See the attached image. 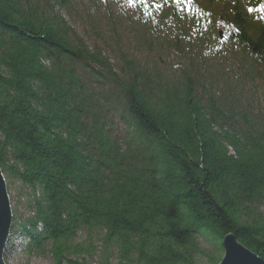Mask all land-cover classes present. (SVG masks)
Instances as JSON below:
<instances>
[{
	"label": "trees",
	"instance_id": "1",
	"mask_svg": "<svg viewBox=\"0 0 264 264\" xmlns=\"http://www.w3.org/2000/svg\"><path fill=\"white\" fill-rule=\"evenodd\" d=\"M262 3L0 0L4 257L264 260Z\"/></svg>",
	"mask_w": 264,
	"mask_h": 264
},
{
	"label": "water",
	"instance_id": "2",
	"mask_svg": "<svg viewBox=\"0 0 264 264\" xmlns=\"http://www.w3.org/2000/svg\"><path fill=\"white\" fill-rule=\"evenodd\" d=\"M12 225V207L6 180L0 168V264H6L4 256L11 237ZM222 248L224 255L219 264H264V260L240 244L234 234L225 236Z\"/></svg>",
	"mask_w": 264,
	"mask_h": 264
},
{
	"label": "rangeland",
	"instance_id": "3",
	"mask_svg": "<svg viewBox=\"0 0 264 264\" xmlns=\"http://www.w3.org/2000/svg\"><path fill=\"white\" fill-rule=\"evenodd\" d=\"M178 3L181 0H176ZM183 4V2H182ZM193 12V11H191ZM198 12V11H197ZM208 26L204 25L202 28V32L203 33H207V28ZM210 29L208 28V31ZM219 32H222V38L219 37ZM212 39L215 40L217 42V48H231L230 46H232L231 40L227 38V36L224 33V30L221 27V23L220 22H216L215 24V32H213L212 34ZM10 203H11V207L14 206L13 202V198L10 197ZM10 248V245L8 244L7 249ZM5 259V263L6 264H53L50 258H46V259H36V258H32V259H27L25 256H21V255H14V254H9L6 257H4ZM200 264H209L207 263L206 260L201 259Z\"/></svg>",
	"mask_w": 264,
	"mask_h": 264
},
{
	"label": "snow or ice",
	"instance_id": "4",
	"mask_svg": "<svg viewBox=\"0 0 264 264\" xmlns=\"http://www.w3.org/2000/svg\"><path fill=\"white\" fill-rule=\"evenodd\" d=\"M189 2H191V0H189ZM248 12L252 13V12H261L264 13V3H262L258 8H248ZM260 19H264V15H261L259 17Z\"/></svg>",
	"mask_w": 264,
	"mask_h": 264
}]
</instances>
